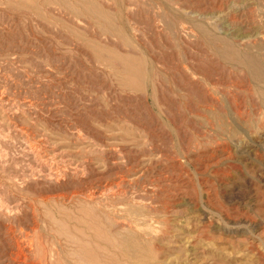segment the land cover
Masks as SVG:
<instances>
[{
	"label": "rangeland",
	"instance_id": "rangeland-1",
	"mask_svg": "<svg viewBox=\"0 0 264 264\" xmlns=\"http://www.w3.org/2000/svg\"><path fill=\"white\" fill-rule=\"evenodd\" d=\"M34 1L0 0V264H264V84L212 40L264 0Z\"/></svg>",
	"mask_w": 264,
	"mask_h": 264
},
{
	"label": "bare ground",
	"instance_id": "bare-ground-1",
	"mask_svg": "<svg viewBox=\"0 0 264 264\" xmlns=\"http://www.w3.org/2000/svg\"><path fill=\"white\" fill-rule=\"evenodd\" d=\"M24 1H26V0H24ZM37 1V0H36ZM44 1V0H43ZM48 1V0H47ZM65 1H67V0H65ZM73 2H74V4H76V2L78 3L77 5H79V2L81 1V2H83V3H87L88 4V8L89 9H92L93 11H95L94 13H96V14H98V15H101V16H103V18H104V16H108V15H103V12L104 11H102V8L101 7H99V6H97L96 5V3H95V0H72ZM71 1V3H73ZM109 1H111L112 3H113V5L116 7V12L121 8V6H120V0H109ZM133 1H135V0H133ZM150 2H157V10L159 9L160 11H161V16H159V21L161 22V23H163V27H165L164 26V24H166L167 22H168V20L170 19L171 21H173L172 19L173 18H175V15H174V13H173V11H171L172 9H170V4H171V0H169V1H161V0H149ZM38 2V1H37ZM97 2V1H96ZM144 2H145V0H144ZM174 2V1H173ZM23 3V2H22ZM25 3V2H24ZM99 3V2H98ZM175 3V2H174ZM27 4L30 6V7H32L33 8V10L35 9V11H38V9H37V3L34 1V0H27ZM61 3H59V5H60ZM63 4V3H62ZM124 4V3H123ZM24 5V4H23ZM50 5V4H49ZM58 5V4H57ZM133 5H134V3H133ZM136 5V4H135ZM134 5V6H135ZM144 5H146V4H144ZM41 6H42V4H41ZM44 6V5H43ZM46 6H47V4H46ZM80 6V5H79ZM82 6V5H81ZM84 6V5H83ZM82 6V7H83ZM153 6V5H152ZM155 6V7H156ZM85 7V6H84ZM83 7V8H84ZM133 7V6H132ZM136 7V6H135ZM147 7V6H146ZM40 8V7H39ZM101 8V9H100ZM154 8V7H153ZM174 8V7H173ZM60 9V8H59ZM63 9V8H62ZM65 9V8H64ZM68 9V8H67ZM73 9H75V8H72V10ZM80 9V8H79ZM82 9V8H81ZM86 9V8H85ZM133 9H135L134 7H133ZM148 9H150V8H148ZM40 10V9H39ZM68 10H70V9H68ZM111 10H113V9H111ZM129 10V9H128ZM138 10V9H137ZM141 10V9H140ZM140 10H138V12H140ZM144 10H145V8H144ZM155 10H156V8H155ZM71 11V10H70ZM40 12V11H39ZM39 12H37V14L39 13ZM72 12V11H71ZM79 12V11H78ZM80 12H82L83 13V10L81 11L80 10ZM132 13H133V10L131 11ZM138 12H137V14H138ZM143 12V11H142ZM151 12V11H150ZM154 12V11H153ZM155 12H157V11H155ZM154 12V13H155ZM34 13V12H33ZM65 13V12H64ZM67 13V12H66ZM69 13V12H68ZM91 13H92V11H91ZM108 13V12H107ZM134 13H135V10H134ZM152 13V12H151ZM175 13H177V12H175ZM255 13V12H254ZM72 14H73V12H72ZM95 14V15H96ZM126 14V13H125ZM124 14V15H125ZM131 14V13H130ZM91 15V14H90ZM114 15V14H113ZM129 15V14H128ZM141 16H142V14H140ZM151 15V14H150ZM181 14H177L176 15V17L178 18V19H182V18H184V17H181L180 16ZM38 16V15H37ZM40 16V15H39ZM38 16V17H39ZM43 16V15H42ZM41 16V17H42ZM72 16V15H71ZM84 17L86 16V15H83ZM82 16V17H83ZM87 16H89V15H87ZM123 16V15H122ZM137 16V15H136ZM72 17H74V16H72ZM112 17V16H111ZM114 17V16H113ZM142 17H144V16H142ZM147 17V16H146ZM153 17V16H152ZM261 17H263L264 18V13L263 14H261ZM75 18V17H74ZM86 18H88V17H86ZM96 18V17H95ZM94 18V19H95ZM100 18V17H99ZM128 18V17H127ZM130 18V17H129ZM155 18V17H154ZM91 19V18H90ZM105 19V18H104ZM112 19V18H111ZM117 19V18H116ZM126 19V18H125ZM144 19V18H143ZM151 19V18H150ZM176 19V18H175ZM177 19V20H178ZM189 19H191V21H189V23H191V26L193 25V27H195L200 33H202V34H205L206 32H208V33H211L210 31H207V30H205L204 28H203V24H202V22L200 23L199 22V20H201V15H199V14H196L195 12H191L190 13V18ZM93 20V19H92ZM103 20V19H102ZM138 20H139V18H138ZM104 21H106V20H104ZM113 21H115L114 19H113ZM118 21V20H117ZM135 21V20H134ZM133 21V22H134ZM149 21V20H148ZM150 21H152V19L150 20ZM154 21V20H153ZM152 21V22H153ZM176 21V20H175ZM184 21V20H183ZM96 22V21H95ZM107 22H109V21H107ZM141 22V21H140ZM170 22V21H169ZM181 22V21H180ZM179 22V23H180ZM93 23H94V21H93ZM100 23V22H99ZM110 23V22H109ZM174 23V22H173ZM187 23V20H186V22L184 23V24H186ZM96 24V23H95ZM107 24V23H106ZM105 24V25H106ZM111 24V23H110ZM133 24V23H132ZM154 24V23H153ZM91 25H92V23H91ZM98 25V24H97ZM101 25H102V23H101ZM108 25V24H107ZM116 25V24H115ZM128 25V24H127ZM178 25V24H177ZM176 25V26H177ZM190 25V24H189ZM188 25V26H189ZM121 26V25H120ZM130 26V25H129ZM190 26V27H191ZM97 27V26H96ZM107 27V26H106ZM109 27V26H108ZM116 27V26H115ZM175 27V26H174ZM186 27H187V25H186ZM189 27V28H190ZM101 28V27H100ZM116 28H118V27H116ZM132 28V27H131ZM171 28V27H170ZM177 28V27H176ZM179 28V27H178ZM178 28H177V30H178ZM181 28H182V26H181ZM261 28V27H260ZM109 29V28H108ZM113 29V28H112ZM172 29V28H171ZM106 30V29H105ZM164 30H165V28H164ZM173 30V29H172ZM180 30V29H179ZM113 31V30H112ZM116 31V30H115ZM121 31V30H120ZM135 31V30H134ZM189 31H192V29L191 30H189ZM111 32V31H110ZM124 32V31H123ZM186 32V31H185ZM106 33V32H105ZM168 33V32H167ZM169 33H172V32H169ZM180 33V32H179ZM182 33V32H181ZM180 33V34H181ZM188 33V32H187ZM200 33H198V34H200ZM115 34V33H114ZM119 34V33H118ZM212 34V33H211ZM126 34H124V36H125ZM190 35V34H189ZM192 35H194V34H192ZM196 35H197V33H196ZM239 35V34H238ZM186 35H185V33H184V37H185ZM198 36V35H197ZM200 36L202 37V35L200 34ZM107 37V36H106ZM113 37V36H112ZM116 38H117V36H115ZM127 37V36H126ZM168 37V36H167ZM188 37V36H187ZM186 37V38H187ZM118 39H119V37H118ZM198 39H200V38H198ZM204 39V38H203ZM123 40V39H122ZM202 40V39H201ZM212 40H216V43H217V45H218V47L216 46V48L214 49V51H215V53L218 55V57L220 58V59H222V60H224L225 62H228V64H231L234 68H237V69H240V70H242L243 72H244V74H245V79L249 82V83H251V84H253V85H256V84H264V39L262 40V42L260 41V43H256V42H254V43H249V44H246L244 47H243V50L241 51V50H239L238 48H237V43L236 42H234V41H236L237 39H236V37L235 38H232V39H230V38H227V37H225V39L224 38H222V37H216V38H214V39H212ZM120 41H121V39H120ZM125 41V40H124ZM204 41V40H203ZM202 41V42H203ZM240 41V40H239ZM204 42H206V41H204ZM211 42V41H210ZM213 43V42H212ZM211 43V46L213 45ZM127 44V43H126ZM262 44V45H261ZM203 45H204V43H203ZM256 45H258V46H256ZM206 46H207V44H206ZM128 47V46H127ZM213 47V46H212ZM257 49H256V48ZM129 48H131V47H129ZM135 48V47H134ZM208 49H209V47H207ZM207 49V50H208ZM256 49V50H255ZM100 50V49H99ZM211 50V49H210ZM209 50V51H210ZM255 50V51H254ZM212 51V50H211ZM210 51V52H211ZM116 52V51H115ZM138 52H140V51H138ZM144 52V51H143ZM98 53H100L99 51H98ZM97 53V54H98ZM110 53V52H109ZM114 53V52H113ZM113 53H111V54H113ZM118 53V52H117ZM127 53V52H126ZM119 54V53H118ZM117 54V55H118ZM128 54V53H127ZM131 54V53H130ZM133 54V53H132ZM136 54H137V52H136ZM142 54V56H143V53H141ZM211 54H213V56H214V53H211ZM99 55V54H98ZM103 55V54H102ZM138 55V54H137ZM140 55V54H139ZM138 55V56H139ZM113 56V55H112ZM115 56V55H114ZM113 56V57H114ZM108 57V56H107ZM124 57V56H123ZM129 57V56H128ZM132 57V56H131ZM144 57V56H143ZM117 58V57H116ZM134 58H137V56L136 57H134ZM121 59H123V58H121ZM125 59H126V56H125ZM131 59V58H130ZM127 60V59H126ZM125 60V61H126ZM141 61H143V60H141ZM221 61V60H220ZM115 62H116V60H115ZM123 62H124V60H123ZM127 62V61H126ZM128 62H130L129 60H128ZM139 62V61H138ZM219 62V61H218ZM117 63V62H116ZM125 63V62H124ZM223 63V62H222ZM119 64V63H118ZM117 64V65H118ZM123 64V63H122ZM135 64V63H134ZM138 64V63H137ZM140 64V63H139ZM161 64V63H160ZM220 64V63H219ZM131 64H129V66H130ZM142 65H143V63H142ZM120 66V65H119ZM122 66H124V65H122ZM121 66V67H122ZM139 66V65H138ZM145 66V65H144ZM144 66H142V67H144ZM118 67V66H117ZM132 67V66H131ZM152 67V66H151ZM133 68V67H132ZM120 69V68H119ZM129 69V68H128ZM141 69V68H140ZM143 69V68H142ZM152 69V68H151ZM175 69V68H174ZM146 71V70H145ZM121 72H122V70H121ZM138 72L139 71H137L136 73H133L132 74V76L133 77H137L138 79H139V75L140 74H138ZM172 72V71H171ZM178 72V71H177ZM176 72V73H177ZM146 73V72H145ZM152 73V72H151ZM174 73V72H173ZM175 73V74H176ZM179 73V72H178ZM177 73V74H178ZM180 74V73H179ZM149 75H150V72H149ZM183 75V74H182ZM128 76V75H127ZM142 76V75H141ZM175 76V75H174ZM173 76V77H174ZM181 76V75H180ZM123 77H124V75H123ZM130 76H128V78H129ZM132 77V78H133ZM172 77V76H171ZM183 77H184V75H183ZM191 77V76H190ZM132 78H130V79H132ZM144 78H146V77H144ZM175 78V77H174ZM185 78V77H184ZM183 78V79H184ZM217 78V77H216ZM136 79V78H135ZM173 79V78H172ZM177 79H178V77H177ZM180 79V78H179ZM242 80V79H241ZM145 81V80H144ZM175 81V80H174ZM178 81V80H177ZM190 81H192L191 79L189 80V82ZM173 82V81H172ZM152 83V82H151ZM175 83V82H174ZM216 83V82H215ZM146 84V83H145ZM148 84V83H147ZM176 84V83H175ZM179 84V83H178ZM183 84H184V81H183ZM199 84H201V83H199ZM219 84V83H218ZM224 84V83H223ZM153 85V84H152ZM185 85H186V83H185ZM188 85V84H187ZM220 85H221V83H220ZM176 86V85H175ZM177 86H179V85H177ZM177 86H176V88H177ZM228 86V85H227ZM147 87V86H146ZM145 87V88H146ZM181 87V86H180ZM185 87V86H184ZM195 87V86H194ZM255 87V86H254ZM148 88H149V84H148ZM189 88V87H188ZM153 89H154V87H153ZM179 89V88H178ZM252 89V88H251ZM255 89H256V87H255ZM192 90H193V88H192ZM197 90H199V89H197ZM263 90H261V92L258 94V102L260 103V105L261 106H263L264 107V93L262 92ZM184 92H185V90H184ZM183 92V93H184ZM201 92V91H200ZM191 94V93H190ZM196 94V93H195ZM188 95H189V93H188ZM201 95V94H200ZM204 95V94H203ZM208 95V94H207ZM192 96V95H191ZM197 96V95H196ZM189 97V96H188ZM200 97H202V95L200 96ZM193 98H194V96H193ZM204 98V97H203ZM203 98H202V100H200V98H198L197 97V99H199L200 101L199 102H201V101H203ZM208 98V97H207ZM170 99V98H169ZM191 99V98H190ZM211 99V98H210ZM209 99V100H210ZM186 100H188V99H186ZM192 100V99H191ZM196 100V99H195ZM207 100V99H206ZM209 100H207V101H209ZM203 102H205V101H203ZM210 102V101H209ZM193 103H194V101H193ZM212 103V102H211ZM187 104H189V102L187 103ZM192 105V104H191ZM190 105V106H191ZM53 156V155H52ZM69 163H71V162H69ZM133 188V187H132ZM136 191V190H135ZM129 192V191H128ZM9 193V192H8ZM59 197V196H58ZM84 205V204H83ZM85 206V205H84ZM32 207V206H31ZM85 209V208H84ZM79 211H81V210H79ZM94 213H96V212H94ZM98 214V213H97ZM81 219V218H80ZM98 219V218H97ZM102 219V218H101ZM18 221V220H17ZM93 221V220H92ZM102 222V221H101ZM93 223H95V221L93 222ZM104 223V222H103ZM98 224V222H96V225ZM92 225V224H91ZM95 225V224H94ZM99 225V224H98ZM97 225V226H98ZM102 225V224H101ZM85 227V226H84ZM109 227V226H108ZM98 228V227H97ZM14 229V228H13ZM98 229H100V228H98ZM85 230H87V228L85 229ZM85 230H83V231H85ZM90 230V229H89ZM103 230V229H102ZM106 230V229H105ZM92 231V230H91ZM87 232V231H86ZM100 232V231H99ZM110 232V231H109ZM18 233V232H17ZM112 233L113 232H111V235H112ZM85 234V233H84ZM90 234V233H89ZM102 235H103V233H101ZM81 235V234H80ZM82 236V235H81ZM86 236V235H85ZM101 236V235H100ZM104 236H105V234H104ZM89 237V236H88ZM95 237V236H94ZM106 237V236H105ZM104 237V238H105ZM111 237V236H110ZM100 238H102V236L100 237ZM103 238V239H104ZM107 238V237H106ZM110 239V238H109ZM112 239V238H111ZM115 239V238H114ZM94 240V239H93ZM117 240V239H116ZM115 240V241H116ZM96 241V240H95ZM119 241V240H118ZM91 242V241H90ZM90 242H89V244H90ZM95 243V242H94ZM96 243H97V241H96ZM96 243H95V245H96ZM103 243H105V242H103ZM76 244V243H75ZM92 244V243H91ZM104 245V244H103ZM106 245V244H105ZM111 245H113V244H111ZM78 246H79V244H78ZM91 246V245H90ZM100 246H102V245H100ZM108 246V245H107ZM115 247V246H114ZM91 248V247H90ZM115 249V248H114ZM95 250V249H94ZM111 250V249H110ZM139 250V249H138ZM89 251V250H88ZM93 251V250H92ZM108 251V250H107ZM112 251V250H111ZM75 252V251H74ZM103 252V251H102ZM118 252H119V250H118ZM118 252H114V254L115 253H118ZM47 253V252H46ZM85 254V253H84ZM96 254H98V253H96ZM108 254V253H107ZM106 254V255H107ZM124 254V253H123ZM101 255V254H100ZM112 255V254H111ZM119 255V254H118ZM91 256V255H90ZM23 257V256H22ZM93 257V256H92ZM112 257V256H111ZM43 258V257H42ZM103 259H104V257H102ZM107 258H109V257H107ZM114 258V255H113V257H112V259ZM118 258H119V256H118ZM117 258V259H118ZM85 259V258H84ZM95 259V258H94ZM101 259V258H100ZM110 259V258H109ZM104 260H106V259H104ZM108 260V259H107ZM106 260V261H107ZM84 261H86V260H84ZM89 261H90V259H89ZM108 261H110V260H108ZM88 263V262H87ZM107 263V262H106ZM115 263V262H114ZM80 264V263H79Z\"/></svg>",
	"mask_w": 264,
	"mask_h": 264
}]
</instances>
